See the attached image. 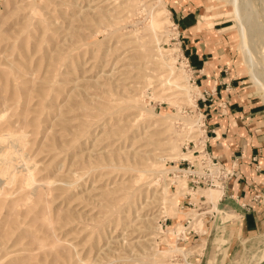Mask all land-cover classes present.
I'll return each mask as SVG.
<instances>
[{
  "label": "rangeland",
  "instance_id": "obj_1",
  "mask_svg": "<svg viewBox=\"0 0 264 264\" xmlns=\"http://www.w3.org/2000/svg\"><path fill=\"white\" fill-rule=\"evenodd\" d=\"M197 1L199 9L208 6L203 14L223 13L222 31L244 65L247 91L264 103V86L252 76L245 44L248 31L264 73V0ZM172 5L169 0H0V264H187L171 250L194 251L205 242L198 237L206 246L188 261L212 264L215 236L225 235L201 212L213 214L217 208L208 194L218 192L220 198L222 190L193 193L197 205L188 207L185 184L167 183L160 170L143 172L135 156H163L167 160L156 168L173 167L167 173L173 177L188 142L180 123H189L171 124L154 113L171 110L204 121L212 116L214 101L205 94L210 89L198 87L191 71L186 70L189 80L184 75L189 92L178 100L180 107L165 100L178 92L164 84L170 69L161 60L159 41L176 58L171 61L176 74L183 69L178 62L183 53L188 56ZM99 9L108 10V18L100 21ZM19 135L25 146L8 140ZM166 135L178 145L172 159L163 154L169 149L161 144ZM6 157L11 173L20 170L4 177ZM165 185L170 194L179 188L187 192L177 209L163 201ZM189 213L197 218L190 226L202 230L196 239L180 241L182 233L168 231L180 220L185 225ZM263 256L259 237L226 262L216 255V264H259Z\"/></svg>",
  "mask_w": 264,
  "mask_h": 264
},
{
  "label": "crops",
  "instance_id": "obj_2",
  "mask_svg": "<svg viewBox=\"0 0 264 264\" xmlns=\"http://www.w3.org/2000/svg\"><path fill=\"white\" fill-rule=\"evenodd\" d=\"M169 1L197 86L210 89L214 101L207 119L208 147L233 173L211 217L225 235L217 234L213 242L210 263L216 264V255L226 262L264 237V103L247 91L244 65L226 44L223 13L203 14L208 6L197 8V0ZM197 239L205 240L204 249L206 239Z\"/></svg>",
  "mask_w": 264,
  "mask_h": 264
},
{
  "label": "bare ground",
  "instance_id": "obj_3",
  "mask_svg": "<svg viewBox=\"0 0 264 264\" xmlns=\"http://www.w3.org/2000/svg\"><path fill=\"white\" fill-rule=\"evenodd\" d=\"M237 7H238V9L239 8H241L240 7V5L237 3ZM100 11H102L104 14H102V16H99V19H100V21H102V18H103V16L104 17H106V18H108V16L110 15V12L108 11V10H101V9H99ZM164 10L165 11H168L167 9H166V6H164ZM170 23L171 22H173L172 20H170L169 21ZM176 24V23H175ZM244 26V25H243ZM154 31H155V33H156V26H155V24L154 23H152L151 24V26H150ZM246 26H244V28H245ZM244 30V29H243ZM246 30V29H245ZM246 32V31H245ZM244 33V32H243ZM247 41H245V44H246V46H247V61H248V64H249V67H250V71L253 73H251L252 74V76L254 77V76H256L257 78L256 79H258V80H260L261 82H262V84H263V86H264V73L261 71V65H260V63H259V61H258V59L255 57V55L253 54V52H252V49H251V46H250V42H249V33H248V31H247ZM245 38V37H244ZM160 39L158 38V41H159ZM161 43V41H159V47H158V51H159V53H160V56H161V60L163 61V64L166 66V67H168V69H170V72H168L167 71V74H165V75H168L166 78H164V84H169L171 87H174V91H175V93L176 92H178L177 94H175V95H172V96H170L169 97V99H165V100H167L168 102H170V104L171 105H176V104H178V106L180 105V101H178L181 97H182V94L183 95H185V93L188 95V92H189V87H188V84H183V79L185 78L184 77V75L187 77V79L189 80V76H188V73L189 72H187L186 71V69L183 67V69H178V73L176 74V70L173 68V66L171 65V61L172 60H175L176 58H170L169 57V55H167V52H168V50H165V48L164 47H161L160 44ZM174 50H176V49H174ZM177 51V50H176ZM174 62V61H173ZM185 73V74H184ZM173 74V75H172ZM176 74V75H175ZM165 75H163V76H161V78H163ZM255 79V80H256ZM257 80V81H258ZM259 82V81H258ZM261 84V85H262ZM1 86V85H0ZM262 86V87H263ZM263 89H264V87H263ZM180 91V92H179ZM184 91V92H183ZM172 93H173V91H172ZM104 101V100H103ZM102 101V102H103ZM193 104V103H192ZM130 106L131 107H133V106H136L133 102H131V104H130ZM195 106H197V104H195ZM180 107V106H179ZM137 108V107H136ZM174 109V108H173ZM178 110V109H177ZM151 113H154L153 112V110H149ZM180 113H183L182 112V108L180 109ZM155 115H159V116H161V117H163L164 119H166V122H169V123H171V122H173V120H184V121H187L188 123H189V125L188 124H185L184 125V123H183V121H182V123H180V125H181V127H184V130L185 131H183L182 132V134L181 135H185V138H184V141L183 142H187V141H189V140H192V139H199L202 135H204L205 134V130L202 128V124H203V121H202V118L201 117H197V118H194V117H191V118H185V117H183V116H179V114H176L175 112H172L171 110L170 111H168V112H166L165 114H156V113H154ZM181 122V121H180ZM172 124V123H171ZM170 124V125H171ZM190 124L192 125V126H190ZM180 126H179V128H181ZM169 131V128H168V130H166V132H168ZM194 133H199V135H197L198 137L197 138H195L193 135H194ZM5 134V133H4ZM7 134V133H6ZM187 134V135H186ZM9 136V135H8ZM167 136V135H166ZM193 136V137H192ZM11 137V136H10ZM23 137H25V136H21V135H19V136H15V137H11L10 139L8 138V140H10L11 142L10 143H12L14 146H16L18 143H21L20 145H22L23 143H22V141H24V138ZM3 139V138H2ZM26 139V138H25ZM166 142H163L162 141V143L161 144H163V145H165V144H168V146H169V149L168 150H165L164 152H163V154H166V156H167V158L168 159H172V158H174V156H176V151L178 150V145H177V142L175 141V140H173L172 141V138L171 137H166ZM6 140V139H5ZM2 141L3 140H0V142L2 143ZM6 144H8V142L6 143ZM26 144V143H25ZM28 144V143H27ZM5 145V144H4ZM1 146V145H0ZM12 146V145H11ZM14 146L13 147H11V149L13 148V149H16V148H14ZM18 146V145H17ZM23 146H25L24 144H23ZM27 147V146H26ZM6 148V147H5ZM9 147H8V145H7V149H8ZM10 148H9V150H11ZM2 151V150H1ZM12 151V150H11ZM6 152H8V151H6ZM5 152V153H6ZM20 151H18L17 153H19ZM141 152V151H140ZM16 153V152H15ZM21 154V153H20ZM162 154V153H161ZM13 154H10V156H12ZM8 156V155H7ZM25 156V155H24ZM24 156H22V157H24ZM136 156V159H137V163H139L142 167H141V169H142V171L143 172H148V173H152V172H157L158 170H160V172H163L162 174L165 176V174H166V181H167V183H169V184H176V185H180V183L181 184H185L186 185V188H187V190L188 191H190L189 190V188H188V185H187V178H186V176H181V175H179V176H177L176 178H173V177H171V176H169L167 173H169V171L170 170H172V168H169V169H167L166 171L164 170V171H162L163 170V168H159V169H157L156 167L157 166H159L161 163H159L160 161H162V160H165L166 158H163V156H160V155H156V154H153V156L152 155H146V154H144V155H139V154H136L135 155ZM185 156H187V154H184L183 152H182V156H181V158L182 157H185ZM21 157V156H20ZM20 157H19V159H20ZM13 158V157H12ZM1 159V158H0ZM5 160V164H3L4 166H5V168H4V170H2L1 171V173L2 174H4V177H5V175H10V173H11V170H10V167H11V157H10V159H9V157H6V158H4ZM2 160V159H1ZM23 160V159H22ZM27 160V159H26ZM25 160V161H26ZM151 160V161H150ZM167 160V159H166ZM24 161V160H23ZM2 162V161H1ZM31 162V161H30ZM159 164V165H158ZM23 165H24V162H23ZM27 163H25V168L27 167ZM15 166V165H14ZM12 168V167H11ZM16 168V167H15ZM14 168V169H15ZM18 168V167H17ZM21 168V167H20ZM22 168H24V167H22ZM21 168V169H22ZM31 168V167H30ZM3 169V168H2ZM13 169V170H14ZM12 170V171H13ZM20 169H15V171H19ZM31 170V169H30ZM15 171H13V172H15ZM26 171V170H25ZM25 171H23V172H25ZM28 171V170H27ZM13 172L11 173V174H13ZM21 172V171H20ZM16 173H18V172H16ZM15 173V174H16ZM27 173V172H26ZM26 173H24V174H26ZM21 174V173H20ZM31 174V173H30ZM18 175V174H17ZM27 176H28V174H27ZM34 176V175H33ZM167 176H169V177H167ZM12 177V176H11ZM10 177V178H11ZM30 177H31V175H30ZM7 178V177H6ZM6 178H4V179H6ZM10 178L8 179V180H10ZM13 178H15L14 176H13ZM23 178V177H22ZM32 179V178H31ZM14 180V179H13ZM12 179H11V181H13ZM26 180L24 179V182H25ZM2 182V181H1ZM21 182H23V181H21ZM51 182L53 183L54 181H50V182H48V183H42V184H45V185H47L48 187H49V185L51 184ZM27 183V182H26ZM6 184H8V183H6ZM22 184V183H21ZM34 184H36L35 182H34ZM39 184H41V183H39ZM38 184V185H39ZM27 185V184H26ZM31 185V184H30ZM33 185V184H32ZM31 185V186H32ZM37 184L36 185H34V186H38ZM175 185V186H176ZM9 186V185H8ZM34 186H32V188H33V190H35L34 189ZM51 186V185H50ZM7 187V186H6ZM10 187V186H9ZM8 187V188H9ZM22 187V186H21ZM25 187V186H24ZM38 187H40V186H38ZM32 188L30 187V189H31V192L33 191L32 190ZM41 188V187H40ZM22 189H25V188H23L22 187ZM27 189V188H26ZM30 189H29V192H30ZM211 189H213V188H211ZM215 189H218V188H215ZM28 190V189H27ZM218 190H222V189H218ZM37 192V191H36ZM36 192H34V193H36ZM33 193V192H32ZM187 192L185 191V190H183V189H181V188H179L175 193H173V194H170V190H169V186L168 185H165L164 186V188L162 189V192L160 193V195L162 196V199H163V201L167 204V206L168 207H172V208H174V209H177L178 208V206H180V202H181V199H180V195H182V196H184L185 194H186ZM28 194V193H27ZM47 194V193H46ZM2 195V194H1ZM4 195V194H3ZM15 195V194H14ZM36 196H37V194H35ZM8 196V195H7ZM45 196H47V195H45ZM49 196V195H48ZM204 196V195H203ZM6 197V196H5ZM208 197L210 198V200L215 204V207H216V205H217V202H218V199H219V195H218V192H215V193H209L208 194ZM34 199H35V197H34ZM37 204V203H36ZM165 204V205H166ZM169 204V205H168ZM24 207V206H23ZM26 207V206H25ZM47 209V208H46ZM190 209H194V208H190ZM47 211V210H46ZM193 211V210H192ZM191 211V212H192ZM178 212V211H177ZM177 212L175 213V215L177 214ZM190 215L188 216V218H192L193 220H192V222L194 221V220H197V218H196V216H194V215H191V213H189ZM45 218V217H44ZM48 218H49V216H48ZM49 220V219H48ZM8 221V220H7ZM45 221V220H44ZM49 222V221H48ZM9 224V223H8ZM48 224V223H47ZM51 224V223H50ZM204 224V223H203ZM202 227V226H201ZM200 227V228H201ZM193 228V227H192ZM199 227H198V229H196V228H194V229H196L197 231L200 229ZM51 229V228H50ZM186 228H185V225L183 224V221L182 220H180L179 222H177V225H176V228L175 229H172V230H170V231H168L169 233H175L176 235H181V233L183 234L184 233V230H185ZM201 230H202V228H201ZM4 231V230H3ZM163 232H165V231H161V233H163ZM62 243V242H61ZM203 247H204V244H202V245H199V246H197V248H196V250H194L193 251V249H190V250H188L186 247H179V246H177V247H174V249L173 250H171V251H175V252H178V253H180V254H182V256L185 258V260H186V262H187V264H192V263H190L189 261H188V257L190 256V255H192V254H194V253H199V252H201L202 251V249H203ZM259 264H264V259L259 263Z\"/></svg>",
  "mask_w": 264,
  "mask_h": 264
},
{
  "label": "built area",
  "instance_id": "obj_4",
  "mask_svg": "<svg viewBox=\"0 0 264 264\" xmlns=\"http://www.w3.org/2000/svg\"><path fill=\"white\" fill-rule=\"evenodd\" d=\"M174 25L176 24L174 23ZM176 27L178 28V25H176ZM178 62L186 70L191 71L192 73L194 72L190 58L186 56L185 53H183L181 61ZM205 94H210V92L205 90ZM220 106H222V104H220ZM206 117L207 116L204 115V118ZM202 121V127H204L205 130V134L202 135V137L206 136L204 141H202V139H199L198 142L189 140L183 147V153L187 154V156L182 157L177 164L176 169L170 172L174 178L179 175L186 176L187 185L190 191H188L184 200L187 199L186 204L188 207L197 205V203L193 201V193L197 194V192L205 188H218L223 190L233 176L232 170L212 155L208 147L209 132L207 128V120ZM182 207L184 208V206ZM214 213H216V211H213V214ZM202 214H205L203 220L206 218V215H210V219L213 215L208 210L201 212V215ZM192 220V218H188L184 221L186 229L184 230V233L178 237V240L185 241L193 238V236H199V231L190 226Z\"/></svg>",
  "mask_w": 264,
  "mask_h": 264
}]
</instances>
